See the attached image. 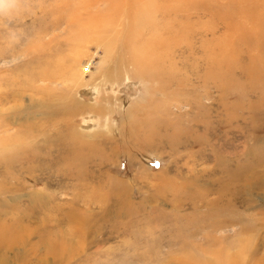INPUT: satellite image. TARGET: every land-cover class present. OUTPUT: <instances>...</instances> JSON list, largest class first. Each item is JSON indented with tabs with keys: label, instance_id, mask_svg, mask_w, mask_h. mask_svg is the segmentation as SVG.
Here are the masks:
<instances>
[{
	"label": "rangeland",
	"instance_id": "rangeland-1",
	"mask_svg": "<svg viewBox=\"0 0 264 264\" xmlns=\"http://www.w3.org/2000/svg\"><path fill=\"white\" fill-rule=\"evenodd\" d=\"M1 140L6 264H264V0H0Z\"/></svg>",
	"mask_w": 264,
	"mask_h": 264
},
{
	"label": "bare ground",
	"instance_id": "bare-ground-1",
	"mask_svg": "<svg viewBox=\"0 0 264 264\" xmlns=\"http://www.w3.org/2000/svg\"><path fill=\"white\" fill-rule=\"evenodd\" d=\"M136 25V23H135ZM141 53V52H140ZM144 55V54H143ZM148 55V54H146ZM141 56V55H140ZM139 56V57H140ZM150 57V56H149ZM142 58V57H141ZM148 58V57H147ZM150 59V58H149ZM154 62V61H153ZM42 75V74H41ZM40 77V76H39ZM148 136V135H147ZM150 136V135H149ZM4 140H1L0 142V146H2V144H4ZM6 143V142H5ZM3 147V146H2ZM5 210H1L0 211V247H5L4 244L5 243H9L10 244V238L8 237V224H7V221H6V218H5ZM188 227V226H186ZM189 228V227H188ZM12 237V236H11ZM17 238V236H16ZM13 239V238H12ZM11 239V240H12ZM18 239V238H17ZM13 241V240H12ZM18 241V240H17ZM11 245V244H10ZM8 246V245H7ZM1 250V249H0ZM4 251V250H2ZM8 251V250H7ZM50 251V250H49ZM54 251V250H53ZM2 254V253H1ZM0 264H6V261L3 259H0Z\"/></svg>",
	"mask_w": 264,
	"mask_h": 264
}]
</instances>
